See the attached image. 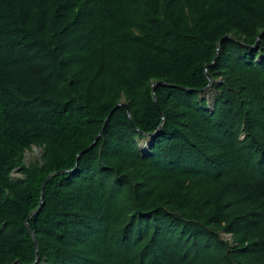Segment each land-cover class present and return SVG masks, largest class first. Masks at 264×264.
Returning <instances> with one entry per match:
<instances>
[{
  "label": "trees",
  "instance_id": "16d2710c",
  "mask_svg": "<svg viewBox=\"0 0 264 264\" xmlns=\"http://www.w3.org/2000/svg\"><path fill=\"white\" fill-rule=\"evenodd\" d=\"M263 32L264 0H0V264H264Z\"/></svg>",
  "mask_w": 264,
  "mask_h": 264
},
{
  "label": "water",
  "instance_id": "95a60500",
  "mask_svg": "<svg viewBox=\"0 0 264 264\" xmlns=\"http://www.w3.org/2000/svg\"><path fill=\"white\" fill-rule=\"evenodd\" d=\"M263 34H264V32H263V33L260 35V37L258 38L255 47L258 46L259 40H260V38H261V36H262ZM227 38H229V37H227ZM218 46H220V43H219ZM217 54H218V53H217ZM216 57H217V56H216ZM215 60H216V58H215ZM215 60H214V62H215ZM214 62H213V63H214ZM213 63H212L208 68H210V67L213 65ZM206 70H207V69H206ZM206 74H207V77H208V79H209V83H210V84H209L205 89L199 91V93H205V92H207V91L211 88L212 80H211L210 76L208 75V73H206ZM162 84H163V83H155V84L152 85V95H153V99H154V104H155V107L157 108V110H158L159 112H160V109H159V105H158V102H157V99H156L155 90H156V87H157L158 85H162ZM175 87H176V86H175ZM176 88H177V89H183V88H180V87H176ZM120 107H126V105H125V104H119V105H117V106H116V107L110 112V114H109V116H108V118H107V120H106V122H105V124H104V127H105V125H106L108 119H109V118L111 117V115L113 114V112H114L117 108H120ZM127 113H128V116L130 117V111H129V110H127ZM160 129H161V128H159V129H158L155 133H153L152 135H147V136H146V135H143V134H142V135L145 137V139H147V140L150 142L151 138H152L154 135H157V134L159 133ZM93 145H94V143H93L90 147H88V149L92 148ZM149 148H150V144H149ZM88 149H87V150H88ZM87 150H86V151H87ZM148 154H150V151H149V150H148ZM65 173H67V172H59V173H57V174H53V175H50V176L47 177V179L45 180L44 185H43V187H42V193H41L42 198H43V191H44V188H45L46 183H47L50 179H52L53 177L58 176V175H62V174H65ZM41 204H42V203H41ZM41 204H40V207H41ZM35 214H36V212L32 213V214L30 215L29 219H30L31 217H33ZM29 219H28L27 222H26V228L28 229L29 233L31 234V236H32V238H33V240H34V242H35V244L37 245V240H36L35 236L32 234V232L30 231L29 226H28ZM14 264H21V263L18 261V262L14 263Z\"/></svg>",
  "mask_w": 264,
  "mask_h": 264
},
{
  "label": "rangeland",
  "instance_id": "374dc122",
  "mask_svg": "<svg viewBox=\"0 0 264 264\" xmlns=\"http://www.w3.org/2000/svg\"><path fill=\"white\" fill-rule=\"evenodd\" d=\"M216 95V92L212 89H209L207 92L204 93V98L208 101L209 107L211 108L213 99ZM139 147L143 155H146L149 150V141L147 139H143L139 141ZM40 156V151L38 149H33L30 153L25 154V163L29 164L38 159ZM21 177L20 171L15 170L12 174L13 179H18ZM224 240H228L229 238L222 234L221 236Z\"/></svg>",
  "mask_w": 264,
  "mask_h": 264
},
{
  "label": "clouds",
  "instance_id": "9594fccd",
  "mask_svg": "<svg viewBox=\"0 0 264 264\" xmlns=\"http://www.w3.org/2000/svg\"><path fill=\"white\" fill-rule=\"evenodd\" d=\"M149 144H150V142H149ZM148 154V153H147ZM229 239H230V236H227ZM229 239H228V241H229Z\"/></svg>",
  "mask_w": 264,
  "mask_h": 264
}]
</instances>
